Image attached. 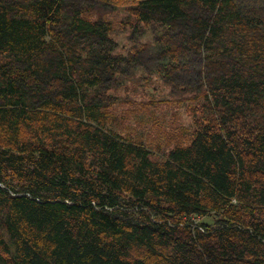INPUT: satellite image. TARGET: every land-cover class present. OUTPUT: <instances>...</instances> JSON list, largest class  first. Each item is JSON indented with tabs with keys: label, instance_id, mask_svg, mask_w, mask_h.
I'll use <instances>...</instances> for the list:
<instances>
[{
	"label": "trees",
	"instance_id": "trees-1",
	"mask_svg": "<svg viewBox=\"0 0 264 264\" xmlns=\"http://www.w3.org/2000/svg\"><path fill=\"white\" fill-rule=\"evenodd\" d=\"M0 264H264V0H0Z\"/></svg>",
	"mask_w": 264,
	"mask_h": 264
},
{
	"label": "rangeland",
	"instance_id": "rangeland-1",
	"mask_svg": "<svg viewBox=\"0 0 264 264\" xmlns=\"http://www.w3.org/2000/svg\"><path fill=\"white\" fill-rule=\"evenodd\" d=\"M124 15L125 12L121 9L118 11L117 16L112 17V19L116 21L118 27L114 38L119 42V51L127 52L131 48L128 39L130 27L129 25H123L124 23L122 24L121 19ZM148 38L149 35L143 40H148ZM169 91L168 85L158 75L145 78L141 77L140 72H138L125 81L119 91L122 102H118L119 104L116 105V112L119 116H125L123 123L125 131L129 133L135 130L144 133L142 131L149 128L148 134L150 137L156 138L158 130L153 126L151 127L153 121L158 120L167 129H170L172 122L176 119L181 124L191 128L193 120L186 111V101L184 100L182 103L175 100L171 101ZM150 111L154 117H151ZM141 119L146 120V122L141 121Z\"/></svg>",
	"mask_w": 264,
	"mask_h": 264
}]
</instances>
